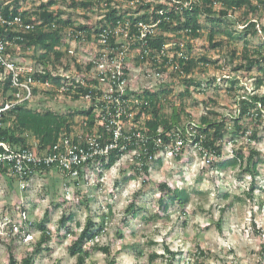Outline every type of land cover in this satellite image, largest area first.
<instances>
[{
  "label": "rangeland",
  "instance_id": "1",
  "mask_svg": "<svg viewBox=\"0 0 264 264\" xmlns=\"http://www.w3.org/2000/svg\"><path fill=\"white\" fill-rule=\"evenodd\" d=\"M41 1L21 0V3L31 11V6L39 5ZM60 6L71 9L65 19L72 17L87 20L83 17L84 9L80 6H67L65 2L60 3ZM97 13L95 11V18ZM103 13L99 12L98 16ZM250 15L259 20L262 28L264 16L259 13ZM41 22L44 20L41 19ZM242 42V39H238L230 47L237 44L238 51H241ZM259 44L260 40H255L252 45ZM196 45L201 52L210 50V57L223 65L229 48L226 43L222 50H213L207 35H204L198 38ZM27 53L30 54V50ZM29 54L17 58L34 65L36 61ZM131 61L135 64L133 58ZM237 63L238 60H235L234 64ZM231 64L227 62L225 69L217 67L200 74L206 83V94L195 90L191 97H186L185 102V112L193 120L200 121V117L213 108L212 104H207L210 103V98L217 99L214 107L230 118L239 112L240 98L248 93H264V86L255 88L256 77L260 73L257 66L247 72L245 69L234 71ZM143 66L137 69L138 73L145 69ZM194 73L199 75L198 71ZM2 76L3 73H0V78ZM167 76L171 78H166L161 89L168 85L173 87L172 96L184 90L185 84L181 85L177 76ZM211 76L216 79L209 83ZM229 77L241 81L234 96L228 91ZM221 78L227 80L222 81ZM138 79L137 88H140L141 83L149 84V80L154 85L157 82L154 77L141 74ZM162 94L167 97V93ZM176 100L179 102L178 97ZM40 104L45 107L48 104L53 105L50 101ZM65 104L59 109H67L69 105ZM167 111H170L169 107ZM186 113H182L184 121L190 117ZM255 125L258 130L257 140L251 141L250 137L242 136L236 143L224 142L225 156L231 155L234 148H243L246 156L253 149L260 152L254 159L258 170L254 189L251 188V173H243L242 167L211 169L210 162L205 161L195 145L185 148L181 160H178L175 154L167 153L170 151L158 155L157 160L150 165V181L145 184L144 179L131 169L134 165L131 159L133 155L122 157L111 169L96 161L95 165L83 174L85 179L80 181L79 185L75 183L77 178L66 177L57 170L53 174L37 173L28 189L24 191L17 182L8 184L0 181V217L10 218V224L18 227L14 231L15 242L11 244L17 261L21 264L31 255L43 234L37 227H28V215L34 223H38L46 219L45 212L49 208L51 216L48 221L53 230L52 239L34 254L33 264H78L77 258L69 252V246L77 235H64L67 234V226H71L73 231L79 234L90 218L98 223V227L101 221H105V230L92 243L110 246L111 253L95 250L88 257L86 264H111V259L114 258L115 264H167L170 256L166 252V246L177 253L176 264L188 260L199 261V264H264V118L261 122L255 121ZM214 158L212 155L211 161ZM159 159L162 160L161 163ZM163 181L170 182L174 188L187 190L189 199L185 206L176 203L164 209L159 201L162 195L159 186ZM139 190L141 194L136 196L135 192ZM225 192L229 193L228 197L222 196ZM165 199L167 200L168 196ZM131 204H135V214L133 211L127 213ZM66 212H72L74 217L59 231L60 220ZM21 228L24 230L21 231ZM11 236L9 229L4 228L0 239V264H9L7 247ZM198 249L205 254H199ZM196 252L197 256H193ZM151 255H157L153 261Z\"/></svg>",
  "mask_w": 264,
  "mask_h": 264
},
{
  "label": "trees",
  "instance_id": "2",
  "mask_svg": "<svg viewBox=\"0 0 264 264\" xmlns=\"http://www.w3.org/2000/svg\"><path fill=\"white\" fill-rule=\"evenodd\" d=\"M133 1L136 0H124L125 7L120 5L119 8L111 3L112 0H42L39 5H32L31 11H29L22 5L21 0H0V40L5 44L4 56L15 61L17 56L29 54L27 52L30 50L29 56L36 61L34 65H41L43 69V72L36 73L37 78L41 82L52 80L57 84H61L64 78L62 79L60 75L53 74L52 71L57 72L60 65H64L65 61L73 59V56L68 53L70 44L67 42L68 34H75L77 30H86V35L90 39L93 38V34L101 33L109 27L114 29L119 24H124L122 26L124 27L127 22L130 24H136L141 21L149 22V14L146 11L144 12V10L151 5L146 4L143 0H139L138 3L134 4L132 3ZM64 2L67 3V6L72 5L73 7L80 6V8H83V16L88 19V22L82 24L72 17L65 19V15L71 9L61 7L60 3L63 4ZM102 3H105V7H102ZM100 9L104 10L105 16L102 19L94 18L93 14L95 11L99 12ZM170 12L171 18L162 21L159 25L158 30L160 32L148 37V49L150 53L154 51L157 53L167 43L175 42L178 47H180V44H184V54L188 56V59L178 56L176 62L180 64V69L171 71L170 74L177 76L178 82L181 85L185 84V87L183 91L175 94V97L172 96L173 87H169V85L159 91L145 92L149 104L142 108L141 113L148 128L146 131L148 142L146 146L142 145L139 147L141 153L140 162H135L131 169L144 179V184L149 182L150 165L153 161L150 162V156H154L160 150V147L156 146L155 139L162 137L164 142L168 144L171 142L173 130H181L184 134L188 133L185 126L190 125V122L194 121V142H200L204 149L215 156L214 160L209 163L210 168L224 170L242 167L243 173H251L253 177L251 188L254 189V180L258 173L257 162L254 159L255 156L260 155V152L253 149L246 156L243 148H234L231 155L225 156L224 142L236 143L242 136L250 137L251 141L258 139L255 121L261 122L264 118V93H248L245 97L240 98L238 100L239 112L230 118L226 113L220 112L214 107L218 100L210 98V103L207 102V104H212L213 108L206 111L207 113L200 117V121H195L185 112V102H187L186 97H191L195 90L201 94H206L207 87L204 86L206 83L201 79L202 76L200 77V74H205L206 70L217 67L225 69L227 62L232 63L230 66L234 71L245 69L248 72L257 66V70L260 73L256 77L255 88L260 89L264 86V25L260 28L259 20L252 18L250 15L251 13H259L260 16H264V0H195L192 9H184L183 15L180 12L175 13L173 9ZM17 18L21 19V22H17ZM41 19L44 20L42 24L38 22ZM27 25H30V28H27ZM132 31L136 32L135 29H132ZM204 35H207L209 45H211L213 50H222L221 48L224 47L225 43L229 47L224 56L223 65L219 64L220 61L210 57V50L201 52L197 49L198 38ZM188 38L193 39V42H190ZM238 39L243 40L241 51H238L237 44H233L230 47ZM115 40V36L112 35L110 37L111 44H115ZM255 40H260L258 46L252 45ZM139 44L135 43L132 48L138 50ZM143 54L144 57L142 58ZM134 58L138 63L149 62L150 60L152 65L159 68V70H167L169 59L167 57L157 62L147 57L144 51L140 52L139 50L138 56ZM235 60H238L236 65L234 64ZM5 70V65L0 62V73H5L3 74L4 79L0 80V98L6 101L11 98L12 93L17 92L18 88L12 84V72H6ZM196 71L199 72V75L194 73ZM215 79V76H211L208 82L211 83ZM22 80H24V77H22ZM226 80L222 79V81ZM229 83V94L234 96L238 90L237 85L241 81L231 77ZM36 89L39 88L37 87ZM162 93H167V97H163ZM41 94L40 99H29L24 103L17 104L5 113L3 119L5 128L1 131V139H5L10 144L17 143L26 147L29 146L26 133H30L32 136L38 137L42 147H48L59 140L65 129L71 128L70 125L74 122L76 114V111H70L72 109L71 105L66 103L65 106L69 105V107L65 110L57 109L50 105L41 106L40 103L43 101L51 102L55 91L45 90L41 91ZM177 97L179 102L176 100ZM61 106L63 107V104ZM168 107L170 111H167ZM182 113L190 116L189 122L185 126ZM91 121L94 123L95 118L92 117ZM184 152L185 147L176 155V158L181 160ZM120 155L121 153L113 152L108 159L107 156H103L98 159V162L105 168L111 169ZM156 160L154 159V161ZM158 161L162 162L161 159ZM92 164L93 162L84 165L85 172H82L77 178L75 182L77 185L85 179L83 174L89 171ZM55 170L66 177H70L64 169L57 165L44 167L40 172H48L50 174L52 172L53 174ZM11 181L15 182V179L13 178ZM159 187L162 191L159 201L164 206V209H168L170 204L176 203L185 206L189 199V193L186 189L181 187L174 188L168 181L161 182ZM135 194L138 196L141 191H136ZM166 196H168L167 200L165 199ZM222 196L228 197L229 193H222ZM24 205L23 208L26 210ZM134 207L135 204H131L127 213L130 214ZM133 213L135 214L134 211ZM50 216L51 210L49 208L45 212L46 219H42L38 223H34L30 219V215H28L27 222L30 224L28 227L30 229L37 227L43 234L31 255H28L21 264H33L34 254L42 250L43 244L52 239L53 230L48 221ZM73 217L72 212L64 213L58 230L60 231L62 227L66 226L67 222L71 221ZM0 220L3 221L4 218L0 217ZM101 222L98 227V223L90 218L79 234L75 230L73 231L71 226H67L65 237L71 233L77 235L69 246V252L77 258L78 264H86L88 257L95 250L111 253L110 246L92 243L105 230V221ZM5 228L9 229L12 235L7 247L9 264H20L11 246L12 242H15L13 225L9 223ZM23 230L21 228V231ZM27 232L28 230L25 235ZM165 249L170 256L167 264H176L175 257L177 253L171 251L169 246H166ZM198 252L202 255L205 254L200 249H198ZM156 256L151 255V261ZM193 256H197V252ZM111 264H115V258L111 259ZM182 264H199V261L195 262L192 260L191 262V260H188Z\"/></svg>",
  "mask_w": 264,
  "mask_h": 264
},
{
  "label": "built area",
  "instance_id": "3",
  "mask_svg": "<svg viewBox=\"0 0 264 264\" xmlns=\"http://www.w3.org/2000/svg\"><path fill=\"white\" fill-rule=\"evenodd\" d=\"M143 1L151 5L144 10L149 14V22L141 21L136 24L127 22L124 27H122L124 24H119L114 29L109 27L101 33L93 34V38L90 39L86 35V30H77L75 34H68L67 42L70 43L68 53L73 59L60 65L57 72L52 71L53 74L64 78L61 84L52 80L41 82L36 76L37 72H43L41 65H30L18 58H15V61L6 58L5 44L0 40V62L5 65L6 72H12V84L18 88L8 100L0 98V181L8 184L17 182L24 191L42 168L56 165L64 169L71 178H78L85 171L86 163L93 162V166L98 159L103 156H107L108 159L113 152L121 153L117 162L122 157L131 155H133L131 157L133 164L140 162L139 147L146 146L148 142L146 137L148 128L141 113L142 108L149 104L145 92L159 91L166 78H171L167 75H171V71L180 69V64L176 62L178 56L188 59L184 54V44L178 47L175 42L165 44L157 53L155 51L150 53L148 37L160 32L159 25L162 21L171 18L169 15L171 9L183 15L184 9H192L195 0ZM111 3L116 7L120 5L125 7L124 0H112ZM102 4V7H105V3ZM99 12L104 10L100 9ZM99 12L96 18L102 19L105 12L98 16ZM16 21L21 22V19L17 18ZM78 21L86 24L88 19ZM39 23L42 24L41 20ZM27 28H30V25H27ZM112 35L116 38L115 44L110 42ZM188 40L193 42V39L188 38ZM133 43H140L138 50L132 48ZM139 50L144 51L147 57L157 62L162 58H169L167 70H159L150 60L138 63L134 57L138 56ZM140 66L145 69L138 73L137 69ZM139 74L154 77L157 80L156 84L149 80V84L141 83L140 88H137ZM3 76L0 80L4 79ZM37 87L39 89H36ZM45 90L55 91L54 98L51 99L53 105L50 106L59 109L61 104L69 103L72 106L70 111H76L71 128L65 129L59 140L48 147H42L38 137L30 133H26L29 145L26 147L17 143L10 144L5 139H1V131L5 128L3 121L5 113L29 99H40L41 91ZM92 117L95 118L94 123L91 121ZM188 122V120L184 121L183 117L184 126ZM194 126V121L185 126L188 131L185 134L181 130H173L171 142L168 144L162 137L155 139L156 146L160 147V150L154 156H150V162L164 152L170 151L167 153L177 155L183 147L195 145L209 163L212 154L204 149L200 142L193 140ZM12 177L15 182L11 181ZM9 223H11L10 218L4 216L3 225ZM15 228H18L17 225L13 226L14 231Z\"/></svg>",
  "mask_w": 264,
  "mask_h": 264
},
{
  "label": "clouds",
  "instance_id": "4",
  "mask_svg": "<svg viewBox=\"0 0 264 264\" xmlns=\"http://www.w3.org/2000/svg\"><path fill=\"white\" fill-rule=\"evenodd\" d=\"M3 218H4V217H3ZM3 222H4V220H3V221L0 220V231H1V232H3V229H4L5 226H6V225H5V226L3 225ZM1 229H2V230H1Z\"/></svg>",
  "mask_w": 264,
  "mask_h": 264
}]
</instances>
